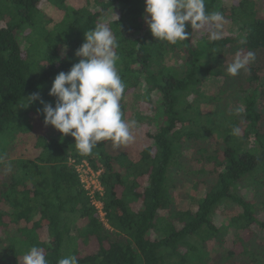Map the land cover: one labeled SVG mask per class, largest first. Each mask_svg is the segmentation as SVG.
Here are the masks:
<instances>
[{
	"label": "trees",
	"instance_id": "16d2710c",
	"mask_svg": "<svg viewBox=\"0 0 264 264\" xmlns=\"http://www.w3.org/2000/svg\"><path fill=\"white\" fill-rule=\"evenodd\" d=\"M75 1L0 0V168L8 171L0 183V264H23L34 246L49 264L69 256L78 264H209L212 241L227 240L223 231H234L235 246L252 227L264 234V75L252 62L244 83L223 84L230 79L226 62L237 52L264 53V0H205L208 12L225 17L220 38L193 31L177 44L151 35L145 0H85L82 8ZM44 3L62 13L58 22ZM102 22L118 43L123 118L155 129L137 149L113 154L110 142H100L81 155L71 136L45 126L40 100H26L38 92L55 106V77L79 62L84 34ZM209 80L223 87L208 95ZM139 91L144 110H135ZM22 136L33 139L34 154L16 147ZM70 159L103 169L107 225ZM183 173L192 188L179 182ZM225 208L234 212L229 228L214 220ZM245 244L244 254L254 257ZM223 253L217 264L238 255Z\"/></svg>",
	"mask_w": 264,
	"mask_h": 264
},
{
	"label": "clouds",
	"instance_id": "9594fccd",
	"mask_svg": "<svg viewBox=\"0 0 264 264\" xmlns=\"http://www.w3.org/2000/svg\"><path fill=\"white\" fill-rule=\"evenodd\" d=\"M145 23L156 41L170 44L187 41L193 31H207L211 40L220 38V29L226 23L221 12H208L205 0H145ZM186 27L191 32H186ZM118 43L107 23L84 34V43L76 51L80 58L65 73L54 79L49 96L55 106L41 100L33 93L28 105L40 100L43 106L44 124L53 127L62 137L71 136L81 155H90L100 142H110L113 147L131 144L136 122L126 121L121 107L126 85L118 71ZM254 52L241 54L228 65L227 73L238 76L247 71L255 61ZM232 134L239 136L240 128ZM23 264H49L44 250L32 247L22 258ZM58 264H78L75 256L58 260Z\"/></svg>",
	"mask_w": 264,
	"mask_h": 264
},
{
	"label": "rangeland",
	"instance_id": "374dc122",
	"mask_svg": "<svg viewBox=\"0 0 264 264\" xmlns=\"http://www.w3.org/2000/svg\"><path fill=\"white\" fill-rule=\"evenodd\" d=\"M229 0H225V2H228ZM76 4L73 5V3L71 4L72 6L76 7V8H82L85 7L86 1L85 0H76L75 1ZM41 8L44 9V11L48 14V17L50 19H52L54 21V23L58 22L61 18H62V13L61 12H57L55 11V8H53L50 4L48 3H44L41 5ZM94 10H98L99 8L95 9V6L93 7ZM116 13H114V17L111 16L112 18L116 17ZM54 23H51L50 28H52L54 26ZM102 24H104L102 22ZM229 34H236V32L234 31H230ZM22 38L25 39V36L22 35ZM24 41V40H22ZM23 47L26 49L28 47V43L27 42H23ZM255 61L253 62L258 68H259V72L260 74L264 75V53H259L257 56H255ZM235 59V56H233V60ZM232 60V59H231ZM233 60L229 63L226 62V64H231L233 62ZM225 66V64H224ZM225 73V71H223ZM245 77H246V71H241V73L238 76L235 77H231L228 80V82H226L227 80H224L223 84H225V88H231L232 85H238L239 83H244L245 82ZM223 84L220 80H209V84L205 85L206 89L204 90L205 93L209 94H213L212 92H214L216 90V88H218L219 86L223 87ZM140 92V91H139ZM137 93L135 96V100H136V106H135V110H144V107H147L144 101V95L143 93ZM215 105H212V108H210V106L208 107V110H210V112H213L214 110H216V107L218 105V103H214ZM222 105V103L220 104ZM225 106V105H223ZM225 108V107H224ZM140 112H136L135 113V117L137 115H139ZM153 115H155V113H153ZM131 121H135V127L133 128V135H134V141L131 144H128V146L123 145L120 147H113L112 144L108 145V148H110V152L113 154H118L120 151H124L126 149V147H131V149H137V145L138 143L140 144L142 142V139L144 136H147L148 131H153L155 129V126H153V124L151 122L144 124L143 127L141 126L143 123L140 122V120L136 119V118H132ZM130 121V122H131ZM137 128H140L137 130ZM52 134V131H51ZM26 137L22 136L20 139H18L17 143L20 144H16V147L19 148L21 147V151L25 152L26 154L29 152L30 154H34V145L32 143V140L27 139L26 141H23ZM15 153L18 154V150H15ZM24 157H26L25 155H23ZM19 157V156H17ZM12 158L14 157H10L9 159L12 160ZM7 173L8 171L6 169L0 168V183L1 181H6V177H7ZM186 174H182L179 177V182H186L190 185V188H192V183L187 182L186 179ZM4 181V182H5ZM2 188V185L0 184V190ZM247 188V187H245ZM244 189V188H243ZM242 189V192L247 195H249V189H245L247 190V192L245 190ZM194 190V189H193ZM227 211V212H226ZM233 218L234 217V212L232 210H227L226 208L222 211L220 210L217 213V216L215 217V221L216 222H221L224 221L226 222V226L229 228L230 226L227 225L229 223V218ZM107 225V224H106ZM232 227V226H231ZM234 231H230V229H227L226 231H223V234L226 235L227 240L225 241L224 246H220L219 244H217L215 242V240L212 241L210 249L212 250L213 256H215L213 259L215 260V262L213 261V259L210 260L209 264H217L220 263L222 260V256L224 255L223 250H226L227 253L229 254V252L231 253L232 251H237V257L235 258V255L233 257V262L231 264H241L242 262H249V263H253V259H254V264H264V234L262 232H260L259 230L255 229L254 227H252L251 229H249L246 234H245V242L242 243L241 241L237 242V245H234V242H232L231 240L236 237L235 233H233ZM228 233V234H227ZM233 236V237H232ZM230 238V240H228ZM217 241V240H216ZM247 243V248L255 254L254 257L251 258V256H247L244 254V247L246 246ZM200 253V252H199ZM218 253V254H217ZM85 253H83L84 255ZM200 255H203V253H200ZM228 256V255H227Z\"/></svg>",
	"mask_w": 264,
	"mask_h": 264
},
{
	"label": "built area",
	"instance_id": "2783aa9c",
	"mask_svg": "<svg viewBox=\"0 0 264 264\" xmlns=\"http://www.w3.org/2000/svg\"><path fill=\"white\" fill-rule=\"evenodd\" d=\"M70 164L73 166L81 184H83L85 190L87 191L92 206L96 209L102 222L106 224V211L103 201L105 189L101 181L103 169H93L87 160L78 162L70 159Z\"/></svg>",
	"mask_w": 264,
	"mask_h": 264
}]
</instances>
